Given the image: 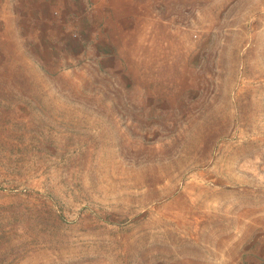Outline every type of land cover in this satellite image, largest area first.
I'll use <instances>...</instances> for the list:
<instances>
[{
	"label": "rangeland",
	"instance_id": "rangeland-1",
	"mask_svg": "<svg viewBox=\"0 0 264 264\" xmlns=\"http://www.w3.org/2000/svg\"><path fill=\"white\" fill-rule=\"evenodd\" d=\"M249 262L264 0H0V264Z\"/></svg>",
	"mask_w": 264,
	"mask_h": 264
},
{
	"label": "crops",
	"instance_id": "crops-1",
	"mask_svg": "<svg viewBox=\"0 0 264 264\" xmlns=\"http://www.w3.org/2000/svg\"><path fill=\"white\" fill-rule=\"evenodd\" d=\"M47 2L49 1V0H46ZM96 2H99V0H95ZM79 3H82L83 1H78ZM77 2V4L79 5V3ZM105 2H107V1H105ZM72 4V3H71ZM106 4V3H105ZM48 5V4H47ZM46 5V7H48ZM95 6H97V5H94L93 7H95ZM111 6V9L113 10L114 9V6L113 5H110ZM110 6H107V7H110ZM67 7V6H66ZM59 8V7H58ZM68 8H72V7H68ZM68 13V12H67ZM70 15H72L71 14V11H70V13H69V15H65V14H60V15H58L60 18H62L63 19V22L65 21V19H67V18H73V17H71ZM113 14H112V11L110 12L108 9H107V14L105 15V18H107L106 20L108 21V20H112V16ZM73 16V15H72ZM92 21H94V19H92ZM92 21H91V23H92ZM96 33L94 32V31H92L91 30V35H95ZM247 264H253V263H251V262H249V263H247ZM264 264V263H263Z\"/></svg>",
	"mask_w": 264,
	"mask_h": 264
}]
</instances>
